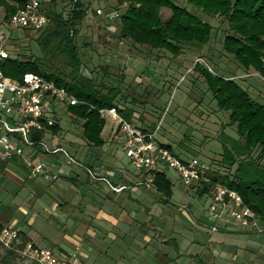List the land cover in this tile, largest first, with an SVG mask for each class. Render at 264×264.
<instances>
[{"label": "trees", "instance_id": "16d2710c", "mask_svg": "<svg viewBox=\"0 0 264 264\" xmlns=\"http://www.w3.org/2000/svg\"><path fill=\"white\" fill-rule=\"evenodd\" d=\"M40 1L47 17L45 26L39 30L20 29L9 40L10 56L0 63V70L4 75L18 80L22 79L24 73H36L71 92L79 102L66 105V112L81 121L85 140L100 147L104 144L102 131L105 118L100 115L99 109L116 107L125 118L133 120L134 117L132 108L118 103L122 98L118 87L122 77L116 85L106 86L82 74V60L76 38L79 26L90 8L89 2ZM116 1L125 4L123 11L114 17L119 19L118 36L134 45L167 51L171 57L179 56L184 47L204 51L201 53L206 55L205 50L207 52L210 48L213 25L204 20L201 14L220 18L225 24L222 50L231 54L242 68L264 77V0H184L185 5L176 0ZM22 4V0H0L4 18L7 19ZM163 8L170 11L166 20L160 18ZM25 40L30 45L20 43ZM32 45L36 47L35 50ZM193 68L202 75L218 108L229 112L226 125L235 126L236 137L223 130L218 134L219 160L213 164L210 161L208 163L210 179L236 191L256 218L264 222V103L250 97L247 90L231 77L212 74L199 62H195ZM107 69L104 67L105 73ZM131 102L135 104L134 99ZM139 118L140 114L134 118V123ZM135 125L143 131L156 128L154 123L150 128L141 123ZM60 129L57 117L56 123L45 132L33 133L32 138L40 140L46 132L55 134ZM160 143L173 151L170 144ZM152 172L154 190L165 199L170 198L171 182L166 173L160 169ZM210 185L211 182L205 183L199 194L207 191ZM20 239L19 247H22L27 241L21 236Z\"/></svg>", "mask_w": 264, "mask_h": 264}, {"label": "rangeland", "instance_id": "374dc122", "mask_svg": "<svg viewBox=\"0 0 264 264\" xmlns=\"http://www.w3.org/2000/svg\"><path fill=\"white\" fill-rule=\"evenodd\" d=\"M83 1L90 3V8L79 26V34L76 38L82 60L83 76L90 77L97 84L106 86L116 85L118 79L122 77L118 85L122 98L118 103L132 108L134 117H139L140 114L139 121L135 123L145 124L149 128L153 123L156 126L159 124L155 139L170 144L174 153L182 158L197 157L203 164H208L209 161L212 164L216 163L220 153L218 134L223 130L224 133L236 137L235 126L226 125L229 112L218 108L211 92L206 88L202 75L193 68L195 62L207 67L212 74L224 78L231 77L247 90L250 97L264 103V77L259 74H248L241 79L240 75L245 74L246 71L238 65L231 54L225 52V55H222L221 40L225 27L223 21L216 16L201 14L204 20L210 21L213 25L208 53L205 50V53L211 56L207 57L202 54L203 51L184 47L179 56L171 57L172 55L167 51L134 45L129 40L118 36V17L110 19L104 12L115 11L120 14L125 4H120L116 0ZM176 1L185 5L184 0ZM97 9H101L103 13H96ZM169 15L168 9H161L160 18L162 20H166ZM18 32L19 30H16V34ZM20 43L25 46L30 45L28 40ZM32 48L36 49L33 45ZM22 49L25 50V48ZM104 67L108 68L107 73L104 72ZM131 99H134L135 104L131 102ZM56 108L59 112L56 118L58 117L61 129L55 134L46 132L50 134H46L43 143L48 149L59 146L69 153L73 161L61 151L54 153V156L60 157L62 166H75L76 162H84L86 157L82 150L89 151V157L92 155L100 157L111 167L113 165L118 167L128 162L121 146L122 136H117V132H112L116 128V122L112 118L105 117L102 132L105 144L96 147L87 143L83 137L79 119L70 116L65 106ZM134 117L133 120H135ZM82 141L87 144L77 149L75 154H71V144L79 145ZM164 171L172 183V197L167 203L158 202L153 207L152 213L157 216L156 225L161 229V231L154 232L157 235L152 238L153 246L157 244L159 249L175 256L178 249L174 248L170 242L160 243L159 235L165 238H176L179 250L183 252L186 250L180 235L190 238L192 235L195 236L196 229H199L197 237L224 234L240 238V246H245L247 239L253 235L234 233L235 228L232 229L233 232L232 230L221 232L220 220L214 221L204 215L209 199L183 184L173 169L165 168ZM212 226H215L216 230H212ZM236 227L239 228L238 225ZM259 230H264V227L261 225ZM147 231L145 227L137 228L136 232H139V235L132 234L131 237L127 236L126 240L134 243L136 237L143 245H146L143 240L144 234L151 235ZM38 244L41 245L40 242ZM134 246L132 244L130 249L133 254H136L139 249L136 250ZM147 249L151 248L147 247ZM261 250H264V247ZM240 251V249L236 250L239 254ZM145 255L146 252H143V256ZM178 260L180 264H186L188 261L180 256ZM105 261L107 264L126 263L123 260L111 258ZM0 264L38 263L16 250L0 245Z\"/></svg>", "mask_w": 264, "mask_h": 264}, {"label": "crops", "instance_id": "0c3cea01", "mask_svg": "<svg viewBox=\"0 0 264 264\" xmlns=\"http://www.w3.org/2000/svg\"><path fill=\"white\" fill-rule=\"evenodd\" d=\"M207 53V57L211 56ZM222 55H225L223 50ZM244 70L246 73L240 75L241 79L248 74H258L250 69ZM143 126L146 127L145 124ZM113 131L120 135L117 126ZM46 134L50 133H45L43 140ZM82 142L71 144L70 153L75 154L77 149L89 143ZM82 151L85 161L66 167L62 166L59 156L29 147L24 148L23 156L0 159V223L15 226L22 239L49 247L57 257L65 260L77 258L81 264H107L105 260L108 258L123 260L125 264H180L179 256L188 260L186 264H264V250H261L264 234H259L264 233V230H259L261 225L264 227L262 222H258L260 227L253 228L229 218L220 220L223 233L235 228L236 232H231L253 235L244 247L240 246V238L229 235L197 237L199 229L190 238L180 235L186 250L183 252L179 250L176 238L159 235L160 243L170 242L178 249L175 256L162 251L157 244L153 246L152 238L157 235L154 232L161 229L156 225L157 216L152 210L156 203L169 201L172 189L170 198L165 199L147 187L146 173L135 172L129 159L128 164L111 167L100 157H89V151ZM25 159L45 161L49 170L56 172L58 177L47 180L42 176H29ZM205 183L208 182L194 183L190 187L199 194ZM116 186L123 188L119 191L112 189ZM200 195L206 196L210 202L211 185ZM143 227L151 234H144L146 245L135 236L134 243L126 240L132 234L139 235L136 229ZM132 244L136 250L139 249L136 254L131 252ZM238 249L240 254L236 252ZM143 252H146L145 256Z\"/></svg>", "mask_w": 264, "mask_h": 264}, {"label": "built area", "instance_id": "2783aa9c", "mask_svg": "<svg viewBox=\"0 0 264 264\" xmlns=\"http://www.w3.org/2000/svg\"><path fill=\"white\" fill-rule=\"evenodd\" d=\"M22 3V7L7 19L0 9V63L10 56L9 40L16 34V30H39L47 22L40 0H22ZM96 12L103 13L101 9ZM104 14L110 19L117 16L115 11ZM78 102L71 92L39 74L27 72L18 80L4 75L0 70V159L23 156L24 148L29 147L40 149L47 154L61 151L73 161L65 149L59 146L48 149L43 143V138L34 140L32 134L45 132L56 123V115L59 113L57 106L75 105ZM99 113L102 117H110L116 122L117 130L122 136L121 146L125 155L135 172L146 173L145 182L148 188L154 189L151 173L161 167L173 169L188 187L201 181L211 182L206 216L214 221L229 218L245 227L257 228L258 219L244 204L241 196L221 182L211 181L208 164L201 163L197 157L182 158L155 139L159 124L153 131H143L133 120L122 116L116 107L101 108ZM25 165L31 177L42 176L47 180L58 177L56 172L49 170L43 160L25 159ZM122 188L123 186H116L112 189L119 191ZM211 229L216 230L215 226ZM0 243L38 264H81L77 258H59L49 247L37 246L30 241L19 247V230L13 225H2Z\"/></svg>", "mask_w": 264, "mask_h": 264}]
</instances>
